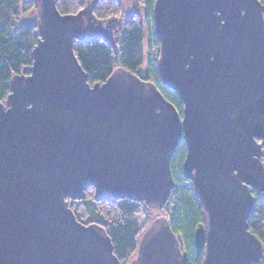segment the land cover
Returning <instances> with one entry per match:
<instances>
[{
    "label": "water",
    "instance_id": "1",
    "mask_svg": "<svg viewBox=\"0 0 264 264\" xmlns=\"http://www.w3.org/2000/svg\"><path fill=\"white\" fill-rule=\"evenodd\" d=\"M39 38L27 74L0 102V264H121L106 231L68 206L100 200L162 209L183 138L182 176L203 214L201 264H264L249 230L252 190L264 197V5L259 0H155L161 83L118 68L90 85L73 40L83 10L34 0ZM85 35V34H84ZM167 218L154 219L128 264H186Z\"/></svg>",
    "mask_w": 264,
    "mask_h": 264
},
{
    "label": "trees",
    "instance_id": "2",
    "mask_svg": "<svg viewBox=\"0 0 264 264\" xmlns=\"http://www.w3.org/2000/svg\"><path fill=\"white\" fill-rule=\"evenodd\" d=\"M61 14L81 12L87 0H55ZM144 9L143 20L134 12L126 17L123 34L116 58L114 45L99 34H85L73 40L74 54L87 74L90 85L103 82L116 69L121 68L139 75L138 70L146 64L145 79L152 82L162 95L180 112L182 103L178 95L164 87L157 68L159 41L154 32L153 5L155 0H134ZM264 5V0H259ZM35 7L34 0H0V102L10 92V80L14 75L27 74L32 63L31 52L39 34L35 24L19 22L23 12ZM91 14L97 19L118 16L117 0H94ZM146 41V49L144 42ZM156 48V56L152 50ZM186 146L180 139L170 161L174 187L170 192L166 211L171 231L180 236L179 245L187 253L186 264H201L203 252L196 253L193 234L203 224L200 201L190 180L182 176V162ZM255 198L253 209L247 218L248 230L264 247V197L252 190ZM68 206L76 219L84 224L96 223L109 236L113 252L121 264L129 263L136 253L140 230L133 221L139 206L144 204L129 199L100 200L92 187L85 191L81 200H69ZM165 207V206H164ZM163 207V208H164ZM83 219V220H82Z\"/></svg>",
    "mask_w": 264,
    "mask_h": 264
},
{
    "label": "rangeland",
    "instance_id": "3",
    "mask_svg": "<svg viewBox=\"0 0 264 264\" xmlns=\"http://www.w3.org/2000/svg\"><path fill=\"white\" fill-rule=\"evenodd\" d=\"M23 1V0H22ZM120 6V12L118 16L108 17L106 19H97L95 18L90 10L94 0H87V4L83 9V17L85 23L80 30V34H99L106 38L109 42L114 45L115 56H119V42L123 34V25L126 17L131 15L134 12L138 13V20L142 21L144 16V9L142 6L137 5L134 0H117ZM37 20L36 8L32 7L29 10L23 12L20 16L19 22L25 24H35ZM144 47L146 49V41L144 42ZM157 49L152 50V55L156 56ZM159 57V55H158ZM140 76L146 75V64H143L142 67L138 70ZM169 206L165 204V207L162 209H153L145 204L139 206L138 212L133 216V221L140 230V235L138 240L141 237L143 230L156 218H167L168 214L166 209ZM83 220V219H82ZM180 238V236H177ZM181 248V247H180ZM182 250V249H181ZM135 256L133 254L132 258ZM128 264V263H125Z\"/></svg>",
    "mask_w": 264,
    "mask_h": 264
},
{
    "label": "flooded vegetation",
    "instance_id": "4",
    "mask_svg": "<svg viewBox=\"0 0 264 264\" xmlns=\"http://www.w3.org/2000/svg\"><path fill=\"white\" fill-rule=\"evenodd\" d=\"M118 200H126V199H118ZM166 203H167V202H166ZM150 224H151V223H150ZM150 224H149V225H150ZM149 225H148V226H149ZM148 226L143 230V232L148 228ZM143 232H142V233H143ZM141 235H142V234H141ZM178 240H179V237H178Z\"/></svg>",
    "mask_w": 264,
    "mask_h": 264
}]
</instances>
